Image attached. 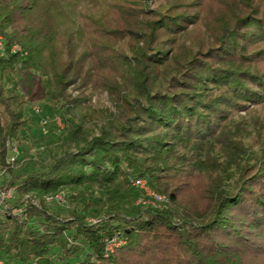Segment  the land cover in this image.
<instances>
[{
  "label": "trees",
  "instance_id": "1",
  "mask_svg": "<svg viewBox=\"0 0 264 264\" xmlns=\"http://www.w3.org/2000/svg\"><path fill=\"white\" fill-rule=\"evenodd\" d=\"M154 1L0 0V167L27 104L66 112L47 168L7 182L19 198L0 209V253L13 264H264V0ZM69 85L106 91L116 112ZM132 177L168 205L75 210L82 190ZM63 189L67 217L44 207ZM113 236L125 243L105 255Z\"/></svg>",
  "mask_w": 264,
  "mask_h": 264
},
{
  "label": "rangeland",
  "instance_id": "2",
  "mask_svg": "<svg viewBox=\"0 0 264 264\" xmlns=\"http://www.w3.org/2000/svg\"><path fill=\"white\" fill-rule=\"evenodd\" d=\"M159 3L160 0H155L153 6H157ZM204 3L208 9L217 11V3L214 4L212 0L210 3L209 0ZM66 91L71 97H76L80 94H89L92 106L95 108L105 107L112 112H116L115 106L110 101L106 91L92 92L91 89L87 88L84 91L81 90L82 93H80L76 85H69ZM36 106L39 107L37 112L33 110V107ZM25 111L29 121L20 130L22 138L20 140L12 139L9 142L6 163L4 166L0 167V189L6 191L5 200L0 204V209L11 206L19 198L16 192L18 181L12 185H7L12 175L23 176L25 172H29L33 169L45 170L49 163L51 151L56 149L57 143L64 133L65 124L63 117L66 116L65 105L61 103L54 105L38 100L31 105L27 104L25 106ZM244 113L245 111H241V114ZM12 157L15 158L10 159ZM57 194L58 197L54 198L51 196L55 194L44 195V207L49 212L55 213L61 217H67L69 215L68 209L71 202V197H69L70 192L63 189L58 191ZM120 196H122L121 198H125L143 207L152 206L161 208L168 205L165 194L156 192L145 178H140L138 180L137 177H132L130 178L129 187L125 191L121 188V183L119 181L99 189L82 190L76 198L79 204L75 210H81L85 201L101 204L108 198L118 199ZM23 199L25 202L31 201L34 205H38L39 202L37 199L28 197L27 195H25ZM93 210L95 209H90V211ZM102 217H104V213L100 212L98 216L86 215L84 219L86 222L97 223ZM31 224L34 226L38 225L34 220H31ZM103 240L105 255L111 253L114 248L125 243L124 240L116 236L106 237ZM49 253L52 258L57 259V256L61 254V250L60 248H54L50 249ZM0 258L5 264H13L10 258L1 253ZM80 260L81 254H78L65 259L62 264H78ZM29 264L42 263L33 260Z\"/></svg>",
  "mask_w": 264,
  "mask_h": 264
},
{
  "label": "built area",
  "instance_id": "3",
  "mask_svg": "<svg viewBox=\"0 0 264 264\" xmlns=\"http://www.w3.org/2000/svg\"><path fill=\"white\" fill-rule=\"evenodd\" d=\"M3 45H2V40L0 38V49H2ZM15 49H19L18 46L14 45L12 50H15ZM33 110L34 111H38L39 110V107L36 106V107H33ZM15 157H12L10 159H14ZM139 180V179H138ZM5 196H6V191H3L2 189H0V204L5 200ZM51 197H58V194L56 193L54 196H51ZM0 264H5L4 261L0 258Z\"/></svg>",
  "mask_w": 264,
  "mask_h": 264
}]
</instances>
